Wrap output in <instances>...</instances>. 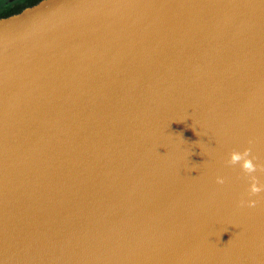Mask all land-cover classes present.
I'll list each match as a JSON object with an SVG mask.
<instances>
[{"label": "water", "instance_id": "water-1", "mask_svg": "<svg viewBox=\"0 0 264 264\" xmlns=\"http://www.w3.org/2000/svg\"><path fill=\"white\" fill-rule=\"evenodd\" d=\"M0 264H264V0L0 17Z\"/></svg>", "mask_w": 264, "mask_h": 264}, {"label": "flooded vegetation", "instance_id": "flooded-vegetation-1", "mask_svg": "<svg viewBox=\"0 0 264 264\" xmlns=\"http://www.w3.org/2000/svg\"><path fill=\"white\" fill-rule=\"evenodd\" d=\"M41 0H0V17L16 13L25 7L32 6Z\"/></svg>", "mask_w": 264, "mask_h": 264}, {"label": "rangeland", "instance_id": "rangeland-1", "mask_svg": "<svg viewBox=\"0 0 264 264\" xmlns=\"http://www.w3.org/2000/svg\"><path fill=\"white\" fill-rule=\"evenodd\" d=\"M3 1H5V0H3Z\"/></svg>", "mask_w": 264, "mask_h": 264}]
</instances>
